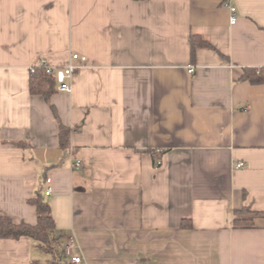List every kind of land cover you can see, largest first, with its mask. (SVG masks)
<instances>
[{
  "label": "crops",
  "instance_id": "1",
  "mask_svg": "<svg viewBox=\"0 0 264 264\" xmlns=\"http://www.w3.org/2000/svg\"><path fill=\"white\" fill-rule=\"evenodd\" d=\"M74 54L71 92L31 93ZM263 67L264 0H0V211L36 225L40 193L80 264H264V218L234 224L264 212ZM51 260L0 238V264Z\"/></svg>",
  "mask_w": 264,
  "mask_h": 264
},
{
  "label": "trees",
  "instance_id": "2",
  "mask_svg": "<svg viewBox=\"0 0 264 264\" xmlns=\"http://www.w3.org/2000/svg\"><path fill=\"white\" fill-rule=\"evenodd\" d=\"M209 47H211L210 44L201 37H191L192 59H195L196 51L199 48ZM242 80L254 85L264 84V67L259 69H244ZM30 91L35 95H43L48 100L52 94L57 92V80L54 75L47 74L44 67H35L30 75ZM68 133H70V129L61 125L60 143L63 148L67 144ZM30 204L36 208L37 224H17L11 217L0 211V238L19 240L22 237H28L35 241L47 254L52 256L49 264H72L68 261V256L59 242L50 205L43 200L40 193L35 199L30 201ZM256 218H264V212H256L250 208H244L235 214V227L254 228Z\"/></svg>",
  "mask_w": 264,
  "mask_h": 264
},
{
  "label": "built area",
  "instance_id": "3",
  "mask_svg": "<svg viewBox=\"0 0 264 264\" xmlns=\"http://www.w3.org/2000/svg\"><path fill=\"white\" fill-rule=\"evenodd\" d=\"M226 6L229 8L231 12V19L230 22L231 24H235L237 21V9L236 7L231 6L230 4H226ZM76 60H81L83 62L86 61V58L80 57L77 54L72 55L71 61L64 67L62 68H53L47 64H42L41 66L45 68L46 73L49 75H54L56 80H57V90L59 92H71L72 91V86H71V81L73 79V76L75 75L77 69L79 68L77 65H75L73 62ZM35 68H32V72L34 71ZM189 72L191 74H194V68L191 67L189 69ZM81 162L77 161L74 164L75 168H80ZM239 168H243V164L240 163L238 164ZM48 183L51 182L50 179L47 180ZM52 194V189L49 187L46 191V195L50 196ZM76 248L75 243L72 241L70 244L66 246V254H68L71 257V263L73 264H80L81 263V257L77 254L74 253V250Z\"/></svg>",
  "mask_w": 264,
  "mask_h": 264
},
{
  "label": "rangeland",
  "instance_id": "4",
  "mask_svg": "<svg viewBox=\"0 0 264 264\" xmlns=\"http://www.w3.org/2000/svg\"><path fill=\"white\" fill-rule=\"evenodd\" d=\"M49 256L47 255V258H48Z\"/></svg>",
  "mask_w": 264,
  "mask_h": 264
}]
</instances>
